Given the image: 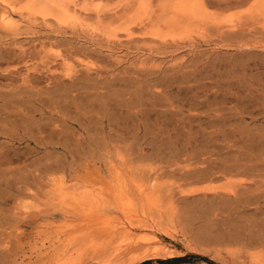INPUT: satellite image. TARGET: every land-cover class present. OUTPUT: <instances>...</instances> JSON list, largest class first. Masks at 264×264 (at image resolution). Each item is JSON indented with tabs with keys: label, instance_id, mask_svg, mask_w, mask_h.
Masks as SVG:
<instances>
[{
	"label": "rangeland",
	"instance_id": "obj_1",
	"mask_svg": "<svg viewBox=\"0 0 264 264\" xmlns=\"http://www.w3.org/2000/svg\"><path fill=\"white\" fill-rule=\"evenodd\" d=\"M45 1H0V264H264V0Z\"/></svg>",
	"mask_w": 264,
	"mask_h": 264
},
{
	"label": "bare ground",
	"instance_id": "obj_2",
	"mask_svg": "<svg viewBox=\"0 0 264 264\" xmlns=\"http://www.w3.org/2000/svg\"><path fill=\"white\" fill-rule=\"evenodd\" d=\"M1 1V0H0ZM3 1H5V0H3ZM45 1V0H44ZM50 1V0H49ZM54 1V0H53ZM53 1H50V2H52L53 3ZM57 1V0H56ZM65 1V0H64ZM37 2V1H36ZM46 2H48V1H45V3ZM57 2H59V6H61V7H59L58 6V4H55L54 5V7L52 8V3H51V5H50V7H51V9H52V11H53V9H54V11H55V9H56V11L57 10H59V9H63L62 10V12L64 11V8H65V10L66 11H64V12H68V8L66 9V5H67V3L68 2H65L66 3V5L64 6V4L65 3H63V5H62V2L63 1H61V4H60V1H57ZM56 2V3H57ZM70 2V1H69ZM7 3V2H6ZM5 4V3H4ZM36 4L37 3H34L33 5H35L36 6ZM47 4H49V3H47ZM54 4V3H53ZM7 5H9L8 3H7ZM6 5V6H7ZM24 5H26V4H24ZM31 5V4H30ZM58 7H57V6ZM55 6L57 7V8H55ZM62 6H64L63 8H62ZM42 7V6H41ZM47 7V6H46ZM199 7V6H198ZM198 7H197V5L195 4V3H193V2H190L189 0H183V1H181V2H179V3H177V4H174V5H172L171 6V10H170V13L172 14V16L173 15H175V13L176 14H179V15H190V16H195L196 14H197V11H198ZM23 8H24V6H23ZM29 8H31V7H29ZM33 8H37V6L36 7H33ZM39 8V7H38ZM40 9V8H39ZM50 9V8H49ZM70 9H71V7H70ZM43 10H45L44 8H43ZM2 11V10H1ZM5 11H7V9L5 10ZM39 11H41V10H39ZM137 11L141 14V13H144V7L142 6V5H140L139 7H138V9H137ZM42 12H44V11H42ZM47 12H49V11H47ZM58 13L59 12H61L60 10L59 11H57ZM62 12L60 13L61 15H62ZM74 12V11H73ZM73 12H70V14L71 13H73ZM36 14H37V12H35ZM39 13V12H38ZM52 13V12H51ZM47 14V13H46ZM50 14V13H49ZM64 14V13H63ZM65 14H67V13H65ZM65 14H64V16H65ZM148 14V13H147ZM41 15H42V13H41ZM40 15V16H41ZM52 15V14H51ZM54 15H56V14H54ZM43 16H45V15H43ZM63 16V15H62ZM61 16V17H62ZM70 16V15H69ZM53 17H55V16H53ZM60 17V16H59ZM68 17V16H67ZM173 17H175V16H173ZM9 18L10 17H8V14H6L5 12H2V13H0V23L3 25V26H6L7 25V23L9 22ZM66 18V17H65ZM69 18V17H68ZM64 19V18H63ZM202 19V18H201ZM200 22V21H199ZM194 36V35H193ZM7 109V108H6ZM13 124V123H12ZM172 135V134H171ZM12 137V136H11ZM253 141V140H252ZM263 144V143H262ZM245 145V144H244ZM254 145V144H253ZM259 146V145H258ZM257 147V146H256ZM244 148V147H243ZM249 149V148H248ZM252 149H254V148H252ZM259 156V155H258ZM228 159V158H227ZM235 161V160H234ZM219 163V162H218ZM217 163V164H218ZM207 166H210V165H207ZM216 166V165H215ZM233 166V165H232ZM231 167V166H230ZM238 167V166H237ZM248 170V169H247ZM204 173V172H203ZM187 174V173H186ZM197 180V179H196ZM202 181V180H201ZM139 190V189H138ZM146 190V191H145ZM139 191H143L144 192V195H143V197H142V201H143V203L146 205V207H147V210H149V212H150V210H153V212L154 213H156L157 214V216L158 217H160V207L162 206L161 205V203H160V201H159V197L156 195V193L154 192V191H152L151 190V188L150 187H147V189L145 188V189H143V190H139ZM142 192V193H143ZM128 205V208H132V205L130 206L129 204H127ZM126 205V206H127ZM134 208V207H133ZM133 211H135V208L133 209ZM142 211L144 212V214H148V212L146 211V210H143L142 209ZM155 222H156V225H157V229L160 231H165V232H168V233H172L173 231H175V230H173L174 228H169V229H171V230H169L167 227L166 228H163L162 226H158L159 225V223H161L160 221H159V219H157V220H155ZM165 235V234H164Z\"/></svg>",
	"mask_w": 264,
	"mask_h": 264
}]
</instances>
